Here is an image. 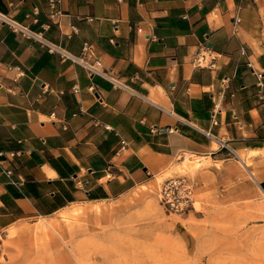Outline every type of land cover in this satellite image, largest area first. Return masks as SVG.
Instances as JSON below:
<instances>
[{"label":"crops","instance_id":"obj_1","mask_svg":"<svg viewBox=\"0 0 264 264\" xmlns=\"http://www.w3.org/2000/svg\"><path fill=\"white\" fill-rule=\"evenodd\" d=\"M57 8L50 18L47 0H0L1 14L99 59L121 86L0 20V230L117 201L181 154L264 151V0Z\"/></svg>","mask_w":264,"mask_h":264},{"label":"rangeland","instance_id":"obj_2","mask_svg":"<svg viewBox=\"0 0 264 264\" xmlns=\"http://www.w3.org/2000/svg\"><path fill=\"white\" fill-rule=\"evenodd\" d=\"M241 155L248 166L227 153L181 154L127 196L88 206L104 213L74 215L75 206L36 223H48L41 230H0V264H264V151ZM173 177L191 185L190 210L160 204L159 188Z\"/></svg>","mask_w":264,"mask_h":264},{"label":"built area","instance_id":"obj_3","mask_svg":"<svg viewBox=\"0 0 264 264\" xmlns=\"http://www.w3.org/2000/svg\"><path fill=\"white\" fill-rule=\"evenodd\" d=\"M59 1L60 0H47L50 18H57L60 15V10L57 8ZM0 20L5 23L14 33H18L23 37L37 41L40 45L45 46L49 52L57 53L61 58H69L80 63L85 68L89 76L100 75L110 79L113 84L121 86V84L113 79L111 75H109L108 72L102 68L99 59L86 62L81 57L72 56L59 45L47 40L41 35V33L33 32L27 26L16 22L5 14L0 13ZM239 20V18H236V22H239ZM204 48L205 47H202L196 54L195 63L197 65H205V53L202 52ZM86 49L87 46H84L83 51ZM206 65L213 66L214 63L210 61L207 62ZM226 149L227 154L237 156V154L232 149L228 147H226ZM158 195L160 204L163 206V208L170 212L182 213L190 210L194 206L193 189L187 180L182 177H173L165 180L159 188Z\"/></svg>","mask_w":264,"mask_h":264},{"label":"bare ground","instance_id":"obj_4","mask_svg":"<svg viewBox=\"0 0 264 264\" xmlns=\"http://www.w3.org/2000/svg\"><path fill=\"white\" fill-rule=\"evenodd\" d=\"M237 157L241 163H243L245 166H248V164H246V162L244 163V161H243L244 157L240 153L239 154L237 153ZM249 174L255 180V182L258 183L257 175L250 170H249ZM106 209H107V207H102L100 205L95 206V207H83V208L81 207V208L74 209L71 214L80 215V216L99 215L101 213L106 212ZM47 225H48V223H40V224H35V225H25V226H22L20 229L29 230V231H36V230L44 229Z\"/></svg>","mask_w":264,"mask_h":264},{"label":"trees","instance_id":"obj_5","mask_svg":"<svg viewBox=\"0 0 264 264\" xmlns=\"http://www.w3.org/2000/svg\"><path fill=\"white\" fill-rule=\"evenodd\" d=\"M262 187H264V184H262Z\"/></svg>","mask_w":264,"mask_h":264}]
</instances>
